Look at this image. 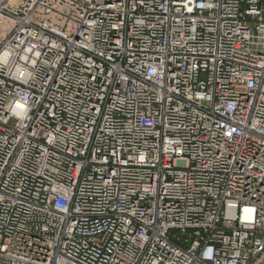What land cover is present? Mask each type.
<instances>
[{"label":"built area","instance_id":"built-area-1","mask_svg":"<svg viewBox=\"0 0 264 264\" xmlns=\"http://www.w3.org/2000/svg\"><path fill=\"white\" fill-rule=\"evenodd\" d=\"M0 264H264V0H0Z\"/></svg>","mask_w":264,"mask_h":264},{"label":"bare ground","instance_id":"bare-ground-1","mask_svg":"<svg viewBox=\"0 0 264 264\" xmlns=\"http://www.w3.org/2000/svg\"><path fill=\"white\" fill-rule=\"evenodd\" d=\"M13 114H16V115H18V116H22V115L24 114V108H22L21 106H20V107H16V108L14 109V111H13ZM246 211H247L249 214L247 213L246 216H245V218L251 220V217H252V210H251V209H246ZM232 214H233V210H232V208H229V209H228V216L231 217Z\"/></svg>","mask_w":264,"mask_h":264}]
</instances>
